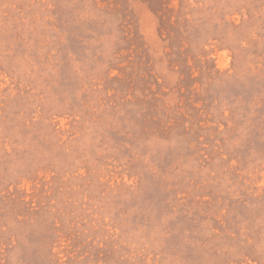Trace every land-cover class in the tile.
<instances>
[{"label": "rangeland", "instance_id": "1", "mask_svg": "<svg viewBox=\"0 0 264 264\" xmlns=\"http://www.w3.org/2000/svg\"><path fill=\"white\" fill-rule=\"evenodd\" d=\"M0 264H264V0H0Z\"/></svg>", "mask_w": 264, "mask_h": 264}]
</instances>
